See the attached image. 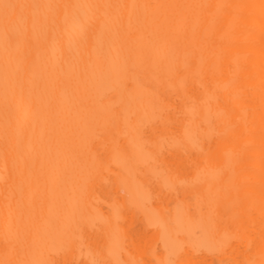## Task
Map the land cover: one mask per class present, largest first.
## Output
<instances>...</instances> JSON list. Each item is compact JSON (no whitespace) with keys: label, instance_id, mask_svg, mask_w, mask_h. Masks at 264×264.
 <instances>
[{"label":"bare ground","instance_id":"6f19581e","mask_svg":"<svg viewBox=\"0 0 264 264\" xmlns=\"http://www.w3.org/2000/svg\"><path fill=\"white\" fill-rule=\"evenodd\" d=\"M0 264H264V0H0Z\"/></svg>","mask_w":264,"mask_h":264}]
</instances>
